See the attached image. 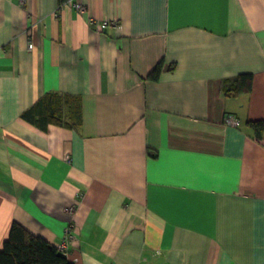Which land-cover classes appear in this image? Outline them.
<instances>
[{
	"label": "crops",
	"instance_id": "obj_1",
	"mask_svg": "<svg viewBox=\"0 0 264 264\" xmlns=\"http://www.w3.org/2000/svg\"><path fill=\"white\" fill-rule=\"evenodd\" d=\"M48 93L77 129L23 117ZM260 119L264 0H0V249L18 223L73 264H264Z\"/></svg>",
	"mask_w": 264,
	"mask_h": 264
},
{
	"label": "trees",
	"instance_id": "obj_2",
	"mask_svg": "<svg viewBox=\"0 0 264 264\" xmlns=\"http://www.w3.org/2000/svg\"><path fill=\"white\" fill-rule=\"evenodd\" d=\"M161 69V63L156 65L149 74L156 78ZM252 74L238 75L230 84L222 85V93L226 97L237 96L252 87ZM59 93H48L40 98L33 106L23 113V117L41 128L53 123L67 128H78L81 124V109L74 99L72 105L66 96ZM65 98V99H64ZM70 107L64 110L62 102ZM70 102V103H69ZM247 125L253 128L254 135L261 139L264 122L260 120L248 121ZM0 264H73L54 245L48 243L40 236L28 232L18 223H14L7 239L0 249Z\"/></svg>",
	"mask_w": 264,
	"mask_h": 264
},
{
	"label": "built area",
	"instance_id": "obj_3",
	"mask_svg": "<svg viewBox=\"0 0 264 264\" xmlns=\"http://www.w3.org/2000/svg\"><path fill=\"white\" fill-rule=\"evenodd\" d=\"M66 2H71L72 0H64ZM75 7L77 8V10H79L80 12H83L84 11V5L80 2H75ZM98 26L102 29L106 26V23H99ZM224 122L225 124L227 125H231V126H239L241 124V121L233 116H226L225 119H224ZM70 211H72V209H69ZM66 232V240L69 239L71 237V234H70V230L67 228L65 230ZM58 248L63 250L65 249V242H62L58 245Z\"/></svg>",
	"mask_w": 264,
	"mask_h": 264
}]
</instances>
